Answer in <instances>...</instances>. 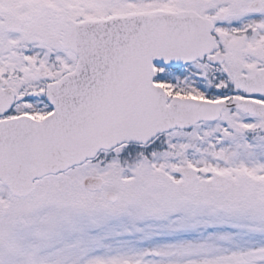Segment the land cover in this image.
Segmentation results:
<instances>
[{"label": "snow or ice", "instance_id": "6c2138e0", "mask_svg": "<svg viewBox=\"0 0 264 264\" xmlns=\"http://www.w3.org/2000/svg\"><path fill=\"white\" fill-rule=\"evenodd\" d=\"M0 264H264V0H0Z\"/></svg>", "mask_w": 264, "mask_h": 264}]
</instances>
